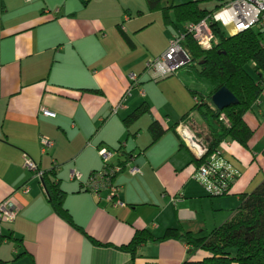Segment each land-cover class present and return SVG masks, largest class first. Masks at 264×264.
I'll list each match as a JSON object with an SVG mask.
<instances>
[{
    "label": "crops",
    "instance_id": "obj_1",
    "mask_svg": "<svg viewBox=\"0 0 264 264\" xmlns=\"http://www.w3.org/2000/svg\"><path fill=\"white\" fill-rule=\"evenodd\" d=\"M173 29L146 0H0V199L10 198L18 209L16 219L2 225L1 261L200 260L205 253L183 240H151L135 255L122 246L138 231L161 237L176 228L207 236L232 217L241 194L264 180V83L244 116L254 131L248 146L228 137L218 148L240 173L228 194L211 197L195 180L197 160L218 129L210 115L192 111L198 102L191 92L205 93L209 85L191 76L189 66L155 86L145 73L147 64L167 50ZM133 74L139 76L136 85ZM143 103L149 112L126 127L124 119ZM154 122L166 130L157 142L149 132ZM41 137L53 143L45 152ZM120 147L123 152L112 163L125 169L113 184L124 206L110 200L109 190L95 194L84 187L92 172L104 168L98 150ZM25 156L38 165L39 174L55 169L75 225L54 212L42 178L24 167ZM72 171L80 180L72 179Z\"/></svg>",
    "mask_w": 264,
    "mask_h": 264
},
{
    "label": "trees",
    "instance_id": "obj_2",
    "mask_svg": "<svg viewBox=\"0 0 264 264\" xmlns=\"http://www.w3.org/2000/svg\"><path fill=\"white\" fill-rule=\"evenodd\" d=\"M164 1L146 0L151 11H161L166 24L169 23L177 29L176 35L179 34V31L184 32L186 25L183 24L197 23L221 6L218 5L216 9L207 10L201 8L200 0L167 6H164ZM181 24L183 29H179ZM214 31L219 37V42L212 49L202 50L190 36H186L183 42L184 48L192 54L191 63L199 65L198 68L194 67L197 77L209 85L205 93L191 92L195 98L199 99L192 111H202L204 115H210V119L218 129L217 134L207 144L205 156L197 160L198 165L202 164L207 156L217 150L228 137L243 146H248L254 131L246 123L244 116L260 98L264 83L263 32L258 28H252L226 36L217 28ZM191 63L188 66H191ZM253 64H255L254 72L257 80L248 70V66ZM223 87L234 94L238 104L219 110L214 106L212 96ZM148 112V105L143 103L124 119L126 127L135 123ZM187 115L185 114L182 119ZM221 115L229 120V126L220 120ZM149 132L153 141L157 142L166 130L154 122L149 127ZM121 149L120 147L116 152H123ZM119 155L118 157L128 160V156ZM118 165L122 167V171L125 169L124 164L119 163ZM55 172V169H52L48 173H43L41 177L50 205L61 219L70 225H75L71 214L64 206L66 194L56 182ZM173 239L183 240L193 249H200L205 253L202 259L185 264H264V180L252 192L241 194L240 205L232 217L207 236L197 237L191 232L180 231L176 228L167 229L161 237H155L148 231H138L131 242L122 246V249L131 251L135 255L138 247L143 243L151 240ZM3 240L0 239V243ZM0 264L6 263L0 260Z\"/></svg>",
    "mask_w": 264,
    "mask_h": 264
},
{
    "label": "built area",
    "instance_id": "obj_3",
    "mask_svg": "<svg viewBox=\"0 0 264 264\" xmlns=\"http://www.w3.org/2000/svg\"><path fill=\"white\" fill-rule=\"evenodd\" d=\"M215 28L225 33L226 36L235 35L252 28H258L264 34V0H229L209 13L201 21L197 23H186L184 32L179 31V34H175L171 38L167 50L161 56L147 64L145 73L154 82H159L174 76L192 61L191 52L183 46L186 36H190L202 50H209L219 42V37L214 31ZM138 79L139 76L133 74L131 76L132 84H138ZM195 100L199 102L198 98H195ZM43 114L49 116L54 115L45 110ZM220 120L224 121L228 126L230 125L229 120L224 115H221ZM52 145L51 140L41 137L43 152ZM98 152L103 160L104 168L91 173L84 187L86 190L95 194L109 190L111 195L110 200L117 206H124V203L117 199L119 189L113 184L114 176L122 171L120 165H114L112 163L118 152L107 148H100ZM24 167L36 172L40 178L42 177V174L38 173V165L28 156H25ZM138 171L137 168H133L131 173L134 175ZM71 176L72 179L80 180L81 178L80 174L75 171H72ZM238 176H240V173L234 170L227 160L222 157L219 149L207 156V159L198 165L194 173L195 180L211 197L227 194L232 183ZM23 190L27 192L28 188L24 187ZM17 215L18 209L10 198L0 199V233L3 223L13 222Z\"/></svg>",
    "mask_w": 264,
    "mask_h": 264
},
{
    "label": "rangeland",
    "instance_id": "obj_4",
    "mask_svg": "<svg viewBox=\"0 0 264 264\" xmlns=\"http://www.w3.org/2000/svg\"><path fill=\"white\" fill-rule=\"evenodd\" d=\"M174 1V3L175 4H179V3H182V2H185V1H188V0H173ZM199 4H200V6H201V8H203V9H207V10H212V9H215L216 8V6L219 4V0H200V2H199ZM184 25V24H183ZM183 25L181 24V25H179V28L180 29H183ZM174 30V29H173ZM174 31H176V30H174ZM177 32V31H176ZM194 67H196V68H198L199 67V65H197V64H193V63H191V66H189V67H187V69L189 70V73H190V75L191 76H194V75H196V69L194 68ZM186 69V70H187ZM248 70L250 71V73L253 75V77H255L256 78V75H255V72L253 71V69H252V66L250 65V66H248ZM183 73V72H182ZM182 73H180V74H182ZM150 82H153V83H151V84H153V86H155L156 85V82H154V81H150ZM164 81H161L160 83H158V84H162ZM148 84H150V83H148ZM195 86H197V85H195ZM161 87V86H160ZM197 88L199 89V90H201L198 86H197ZM156 89V88H155ZM180 108L178 107V109H177V113H180ZM177 119H180V117H178ZM188 123H190V122H188ZM127 150H128V148H127ZM24 259H21V261H23Z\"/></svg>",
    "mask_w": 264,
    "mask_h": 264
},
{
    "label": "water",
    "instance_id": "obj_5",
    "mask_svg": "<svg viewBox=\"0 0 264 264\" xmlns=\"http://www.w3.org/2000/svg\"><path fill=\"white\" fill-rule=\"evenodd\" d=\"M212 102L219 110L238 104L237 98L226 87L221 88L212 96Z\"/></svg>",
    "mask_w": 264,
    "mask_h": 264
}]
</instances>
